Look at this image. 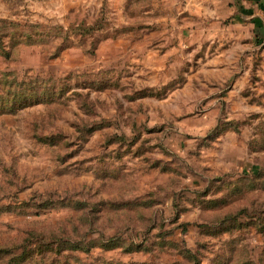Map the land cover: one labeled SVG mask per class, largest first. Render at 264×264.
Here are the masks:
<instances>
[{
	"label": "rangeland",
	"instance_id": "obj_1",
	"mask_svg": "<svg viewBox=\"0 0 264 264\" xmlns=\"http://www.w3.org/2000/svg\"><path fill=\"white\" fill-rule=\"evenodd\" d=\"M229 4L0 0V264H264V12Z\"/></svg>",
	"mask_w": 264,
	"mask_h": 264
},
{
	"label": "crops",
	"instance_id": "obj_2",
	"mask_svg": "<svg viewBox=\"0 0 264 264\" xmlns=\"http://www.w3.org/2000/svg\"><path fill=\"white\" fill-rule=\"evenodd\" d=\"M185 1L191 5L195 4L196 2L201 3V4L207 3L208 6H213V7H216L218 5H222V6L225 5V6L229 7L228 5H230L229 4L230 0H185ZM246 1L255 4L259 10L264 12V1L263 0H246ZM248 9H249L248 12H251L250 10H252V9L251 8H248ZM254 22L257 23L256 21H254ZM258 24H261V23H258Z\"/></svg>",
	"mask_w": 264,
	"mask_h": 264
}]
</instances>
